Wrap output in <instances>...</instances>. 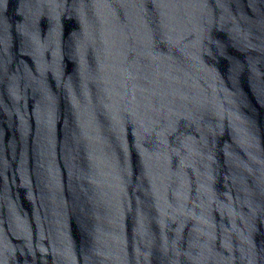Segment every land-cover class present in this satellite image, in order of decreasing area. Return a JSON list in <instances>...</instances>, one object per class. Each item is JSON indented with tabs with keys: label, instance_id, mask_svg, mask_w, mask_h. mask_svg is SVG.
Returning a JSON list of instances; mask_svg holds the SVG:
<instances>
[{
	"label": "water",
	"instance_id": "water-1",
	"mask_svg": "<svg viewBox=\"0 0 264 264\" xmlns=\"http://www.w3.org/2000/svg\"><path fill=\"white\" fill-rule=\"evenodd\" d=\"M0 264H264V0H0Z\"/></svg>",
	"mask_w": 264,
	"mask_h": 264
}]
</instances>
